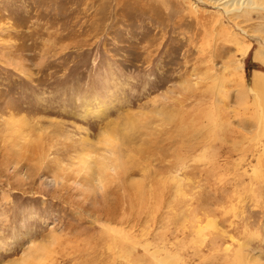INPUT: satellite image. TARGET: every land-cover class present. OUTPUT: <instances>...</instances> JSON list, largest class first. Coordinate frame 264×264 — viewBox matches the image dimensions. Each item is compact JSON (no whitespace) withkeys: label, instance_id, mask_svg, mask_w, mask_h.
I'll list each match as a JSON object with an SVG mask.
<instances>
[{"label":"rangeland","instance_id":"1","mask_svg":"<svg viewBox=\"0 0 264 264\" xmlns=\"http://www.w3.org/2000/svg\"><path fill=\"white\" fill-rule=\"evenodd\" d=\"M210 1L0 0V264H264V0Z\"/></svg>","mask_w":264,"mask_h":264},{"label":"bare ground","instance_id":"2","mask_svg":"<svg viewBox=\"0 0 264 264\" xmlns=\"http://www.w3.org/2000/svg\"><path fill=\"white\" fill-rule=\"evenodd\" d=\"M216 0L210 1L215 3ZM221 0H219L220 2ZM261 0H225L221 2V7L223 8V11L226 13H229L231 11H236L239 12L243 7H249V8H259L261 7ZM218 3V2H217ZM219 4V3H218ZM245 10V9H243ZM234 13V12H233ZM230 14V13H229ZM232 16V13H231ZM234 16V15H233ZM256 53V54H255ZM254 58H259L264 62V54H259L258 51H255ZM252 86L250 89L246 90L243 86L241 88L243 89L242 91L238 92V98H246L247 94L250 93L253 98L254 103L261 104L260 106L263 107L264 105V77L258 73H254L252 77ZM225 81V80H224ZM242 85V84H240ZM240 88V87H239ZM245 89V90H244ZM248 97V96H247ZM259 99V100H258ZM246 101V100H245ZM247 102V101H246ZM252 102V103H253ZM251 103V105H252ZM253 106V105H252ZM259 108V107H258ZM264 108V107H263ZM255 110V109H254ZM262 116V115H261ZM263 116H264V111H263ZM256 118V116H255ZM258 119V118H257ZM262 120V119H258ZM257 120V122H258ZM264 121V120H263ZM260 125V124H259ZM264 125V124H263ZM258 128V127H257ZM261 133V132H259ZM256 137V134H255ZM260 138V137H259ZM111 152V151H110Z\"/></svg>","mask_w":264,"mask_h":264}]
</instances>
